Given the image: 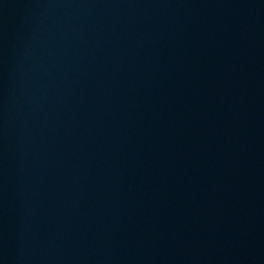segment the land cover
<instances>
[{"label":"water","instance_id":"water-1","mask_svg":"<svg viewBox=\"0 0 264 264\" xmlns=\"http://www.w3.org/2000/svg\"><path fill=\"white\" fill-rule=\"evenodd\" d=\"M0 264H264V0H0Z\"/></svg>","mask_w":264,"mask_h":264}]
</instances>
